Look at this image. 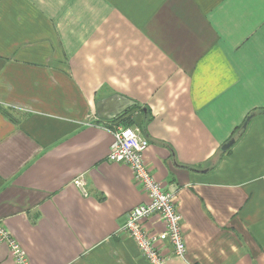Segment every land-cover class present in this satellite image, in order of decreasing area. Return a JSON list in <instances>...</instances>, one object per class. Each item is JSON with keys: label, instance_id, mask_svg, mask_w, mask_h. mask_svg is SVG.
<instances>
[{"label": "crops", "instance_id": "crops-1", "mask_svg": "<svg viewBox=\"0 0 264 264\" xmlns=\"http://www.w3.org/2000/svg\"><path fill=\"white\" fill-rule=\"evenodd\" d=\"M0 109V224L30 264H148L115 125L181 216L164 264H264V0H0Z\"/></svg>", "mask_w": 264, "mask_h": 264}, {"label": "built area", "instance_id": "built-area-1", "mask_svg": "<svg viewBox=\"0 0 264 264\" xmlns=\"http://www.w3.org/2000/svg\"><path fill=\"white\" fill-rule=\"evenodd\" d=\"M112 134V144L108 153V161L126 165L130 168L133 178L138 182L146 194L149 202L138 205L126 214L125 223L119 232L126 234L137 247L142 259L148 264H164L169 258L159 251L158 246L168 242L173 249V256L180 259L186 253L185 241L182 233V219L175 209L172 194L161 190L151 177L149 170L143 163L142 152L147 146L146 140L134 128L115 125ZM73 184L86 195L82 176L73 180ZM157 216L164 222V232L151 236L143 227V220L150 216ZM7 246L13 264H30L23 249L17 241L0 224V246Z\"/></svg>", "mask_w": 264, "mask_h": 264}, {"label": "water", "instance_id": "water-1", "mask_svg": "<svg viewBox=\"0 0 264 264\" xmlns=\"http://www.w3.org/2000/svg\"><path fill=\"white\" fill-rule=\"evenodd\" d=\"M249 120V117L246 119V121L244 122L242 128H245L247 121ZM234 140L231 139L229 142H227L226 144L224 143V145L221 147V151H225L226 149H228L232 144H233Z\"/></svg>", "mask_w": 264, "mask_h": 264}, {"label": "trees", "instance_id": "trees-1", "mask_svg": "<svg viewBox=\"0 0 264 264\" xmlns=\"http://www.w3.org/2000/svg\"><path fill=\"white\" fill-rule=\"evenodd\" d=\"M0 111L7 117V118H11L10 116H9V114H8V112H7V110H2V109H0ZM11 120L13 121V122H15V120L13 119V118H11ZM123 127H126V126H123Z\"/></svg>", "mask_w": 264, "mask_h": 264}]
</instances>
